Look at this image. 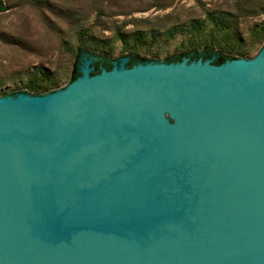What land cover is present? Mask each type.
Here are the masks:
<instances>
[{"label":"water","instance_id":"water-1","mask_svg":"<svg viewBox=\"0 0 264 264\" xmlns=\"http://www.w3.org/2000/svg\"><path fill=\"white\" fill-rule=\"evenodd\" d=\"M125 61L0 99V264H264V46Z\"/></svg>","mask_w":264,"mask_h":264},{"label":"rangeland","instance_id":"rangeland-1","mask_svg":"<svg viewBox=\"0 0 264 264\" xmlns=\"http://www.w3.org/2000/svg\"><path fill=\"white\" fill-rule=\"evenodd\" d=\"M2 2L0 99L14 91L65 89L79 48L111 60L138 55L160 65L167 56L205 46L252 60L264 46V0Z\"/></svg>","mask_w":264,"mask_h":264},{"label":"trees","instance_id":"trees-1","mask_svg":"<svg viewBox=\"0 0 264 264\" xmlns=\"http://www.w3.org/2000/svg\"><path fill=\"white\" fill-rule=\"evenodd\" d=\"M6 11V7L3 4L2 0H0V13ZM261 32L264 34V22L261 24ZM85 59H91L90 67L92 68L90 72V76L97 75L99 74L102 70L110 71L113 67V62L115 61L117 64L120 62L121 58L111 60L105 56H100L93 54L92 52L86 50V49H78L77 55H76V62L71 70L70 78H69V83L72 81L76 80L78 77L81 76V72L79 70L80 64L83 60ZM123 58L126 59L125 61V68L129 69L132 68L133 66H136L138 64H146L149 62L156 63L157 61L147 59L138 55H127L124 56ZM182 59H187L188 62H194L197 61L198 59H201L202 61L209 60L212 65H221L226 61L230 60H235L236 58L214 50L209 47H203L201 50H190L188 52L184 53H177V54H172L170 56L165 57L162 60V63L164 64H176L180 63ZM46 89V88H45ZM40 90L36 89L34 91H14L8 94L10 97H16L18 95H29V96H40L43 94L51 93V91L47 90ZM47 91V92H45Z\"/></svg>","mask_w":264,"mask_h":264}]
</instances>
